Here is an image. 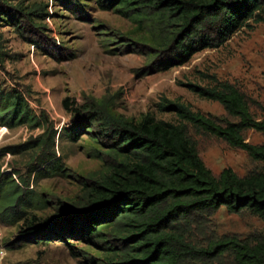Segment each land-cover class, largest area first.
<instances>
[{
  "label": "trees",
  "instance_id": "trees-1",
  "mask_svg": "<svg viewBox=\"0 0 264 264\" xmlns=\"http://www.w3.org/2000/svg\"><path fill=\"white\" fill-rule=\"evenodd\" d=\"M24 1L0 0V28L12 27L25 41L42 48L40 39L31 40L26 33L29 28L45 33L46 28L35 21L50 16L48 6L29 8ZM95 2L100 10L133 24L126 37L130 44L121 47L125 53L145 58L140 76L185 66L198 53L221 48L241 30L264 24V0ZM1 41L0 36V63L6 56ZM186 86L201 99L222 105L237 121L217 124L179 101H167L164 108L176 115L179 123H174L150 114L140 120L128 119L106 97L86 98L83 104L64 99L63 108L72 116L65 134L73 143L88 136L94 144L92 157L101 162L99 170L76 179L79 192L67 202L61 198L54 202L30 187L31 178L38 182L65 175L55 152L56 126L44 111L37 114L33 110L23 92L1 91L0 127H27L42 130V134L0 149V160L26 152L34 155L26 175L4 171L0 164V223L14 226L23 221L20 233L40 246L82 234L88 249L95 252L89 264H182L195 253L185 233L203 217L225 208L234 214L247 212L264 222V146L252 145L244 137L247 130L264 135V120L254 117L245 94L228 81L212 76L208 86ZM188 126L245 151L263 167L244 177L230 168L215 176L201 159ZM52 202L56 213L50 217L37 214ZM221 248L232 252V264H264V231L249 242L231 239L196 252L215 255Z\"/></svg>",
  "mask_w": 264,
  "mask_h": 264
},
{
  "label": "rangeland",
  "instance_id": "rangeland-1",
  "mask_svg": "<svg viewBox=\"0 0 264 264\" xmlns=\"http://www.w3.org/2000/svg\"><path fill=\"white\" fill-rule=\"evenodd\" d=\"M33 4L47 5L50 13L46 20L35 21L37 26L46 28L45 33L33 28L26 33L31 40L40 39L42 48L25 41L12 27L0 28L2 50L6 54L0 63V92L12 89L23 92L33 110L37 114L44 111L56 126L55 152L61 158L65 175L38 182L31 178L30 182L31 188L53 201L61 198L67 202L75 197L79 192L76 179L101 168V162L92 157L94 144L88 136L73 143L65 134L64 129L72 119L62 105L66 98L83 104L86 98L106 97L128 119L140 120L150 114L174 123H179L176 115L164 108L167 101H179L217 124L236 122L222 105L201 99L186 86L188 83L208 86L215 76L237 86L245 94L254 117L264 120V24L241 30L221 48L198 53L185 66L140 76L138 71L146 64L145 58L138 53H125L126 49L121 47L130 44L126 41L133 29L130 21L100 10L95 0H69L67 4L61 0L24 1L25 7ZM188 130L201 159L215 176L230 168L244 177L263 167L245 151L231 148L223 140L200 134L190 126ZM41 134L42 130L31 131L27 127L0 130V149L23 144ZM244 137L252 145L264 146L262 133L247 130ZM33 158V152L6 155L0 164L4 171L17 170L26 175V166ZM15 177L18 179L19 175ZM56 211L52 202L37 214L50 217ZM21 226L23 221L14 226L0 223V264H89L95 254L88 249L89 243L82 234H75L66 242L40 246L20 233L24 231ZM263 231L264 222L257 217L221 208L186 231V243L195 248V253L186 256L182 264H232L233 254L225 248L215 255L197 252L231 239L249 242Z\"/></svg>",
  "mask_w": 264,
  "mask_h": 264
},
{
  "label": "built area",
  "instance_id": "built-area-1",
  "mask_svg": "<svg viewBox=\"0 0 264 264\" xmlns=\"http://www.w3.org/2000/svg\"><path fill=\"white\" fill-rule=\"evenodd\" d=\"M4 129H7V128H5V127H0V130H1V131L4 130ZM0 232H1V229H0Z\"/></svg>",
  "mask_w": 264,
  "mask_h": 264
}]
</instances>
